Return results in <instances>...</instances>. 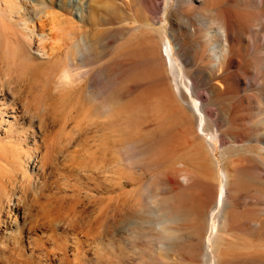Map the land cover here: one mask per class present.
<instances>
[{
    "label": "rangeland",
    "instance_id": "rangeland-1",
    "mask_svg": "<svg viewBox=\"0 0 264 264\" xmlns=\"http://www.w3.org/2000/svg\"><path fill=\"white\" fill-rule=\"evenodd\" d=\"M175 2L0 0V174L9 183L0 187V221L20 197L40 225L25 232L26 246L38 240L24 259L2 251L0 264H264V184L233 183L232 196L250 191L254 200L229 206L227 226L221 218L226 160L236 173L264 139L256 104L264 106V30L249 33L244 53L259 61L252 80L224 96L233 107H209L207 125L187 79L196 116L166 75L161 40L166 33L176 46ZM196 22L205 42L191 51L208 64L207 28ZM225 72L214 77L224 88ZM214 118L230 133L225 154Z\"/></svg>",
    "mask_w": 264,
    "mask_h": 264
},
{
    "label": "bare ground",
    "instance_id": "bare-ground-1",
    "mask_svg": "<svg viewBox=\"0 0 264 264\" xmlns=\"http://www.w3.org/2000/svg\"><path fill=\"white\" fill-rule=\"evenodd\" d=\"M263 5H264V0H176V2L173 3L171 7L170 13H171L172 24H171L170 30L172 32V36L176 43V46L172 44V41L169 39L166 33L163 34V37L161 40L162 45H164L167 49V56L165 58L166 75L168 78H170L173 89L176 91L178 96L186 103L188 107H190V109L192 110L191 113L193 112L194 116H196L197 114L194 109L195 107L192 104V101L190 100L187 92L185 91L182 85L184 78L187 79V84L192 88L194 95L201 101L203 112L206 114V119L208 122L207 125H209V121L212 120L210 117L212 116L211 115L212 112L209 111L208 108L209 107H213V108L223 107L224 108L227 106L233 107L232 103H228V104L225 103L224 96H226L230 90L232 89L234 90L235 88L243 85V83H246L248 85L249 81H251L253 78V73H254L253 67H258L259 61H257L255 58L246 57L247 55L245 56L244 53L245 51H247V48L249 44L251 43L249 33L257 29L264 30ZM199 20L207 28V32H206L207 34L204 33L205 34L204 37L206 41H209V46L212 49V54L210 55L212 56V58L209 57L212 60L209 61L208 63L209 65L205 63L204 60L197 54L196 50H195L196 53L193 52L194 49L193 51H191V49L194 47L196 49H199L202 46V41H204L202 40L200 36L197 35V31L199 30L197 29L196 26L199 23L196 26H195V23H197L196 21L199 22ZM162 26L166 27L164 24ZM207 45H208V42H207ZM208 67H210V69ZM232 67H235V68L232 69ZM221 68H225L228 70V73L225 72L227 73L225 77V81L227 82V84L225 85L227 86L226 88L222 86L223 83L220 84V82H215L214 80L215 79L214 77L218 75L217 71L220 70ZM223 79L222 80L220 79V80L223 81ZM256 104L258 108L264 107L260 103H256ZM217 111L218 110H215V112L213 113L215 114L214 117L217 115L218 113ZM225 118L228 120V122L233 123V121L236 119V116L234 115L232 109L228 110L227 114L225 115ZM214 122L216 123L217 130H221L220 140L222 144H224L223 154H225L228 148L227 143L229 142L230 133L224 129L219 128L218 122L215 118H214ZM217 130H213V133L215 134V136L217 135ZM233 136H237V138L240 137L237 133L233 134ZM256 140L258 142L256 144H258L260 148L259 150L260 156H255V155L250 156L249 154L244 153L245 154L244 159H247L246 160L247 162H242V163L239 162V164L235 165L236 173H231L228 171V168L230 165V159L228 161L226 160L225 171L223 172V179L227 186L226 211H225L224 216L221 215V218L224 219V224L226 226L229 224V216H230L228 212L229 206H231L232 204L235 205L237 203H243L245 201L248 203L252 202L254 200L253 198L255 197L254 194L250 191H245V192L242 191V192L237 193L235 196H232L230 192V188L232 184L238 183L239 185H242L243 187L244 185L249 186L252 182L264 184V139L261 136H258L256 137ZM246 145H248V142ZM235 149H237V147ZM250 149L252 148L251 147L246 148L248 152ZM234 153L237 154L239 153V151L236 150L234 151ZM240 156L242 157V155ZM256 168H258V171L256 170ZM259 168H260V171H259ZM26 172L27 171H25V173ZM31 176H30V179H31ZM24 177L22 178L24 179ZM19 178L16 180H19ZM185 178L188 179V176H185ZM7 180L8 179H6L5 175L3 176L2 174H0V187L2 186L4 187L7 185L9 186V183L7 184ZM24 180L26 181V179ZM25 185L27 186L26 183ZM11 186H13V184ZM28 189H30V187H28ZM6 191L8 190H5L4 192ZM19 196L21 195L19 194ZM19 198H15L12 202L10 201L11 204L8 207L10 209L6 212L7 214H6V217L3 218V222L0 221L1 223H3V224H0L2 225L1 226L2 229L0 230L4 232V240L5 238L7 240V241H4L2 239V241L6 242L5 244H7V246L9 247V248L7 247L6 249H2L3 243L0 242V253L3 251V252H6V255H7V254H10L11 252H16L15 253L16 257H22V259H24L23 258L24 257L23 248L34 247V244L38 240L37 238L33 240V237L30 236L32 242L30 243V245L28 244V246H26V243H27L26 235L27 234L25 232L28 231L29 233H33L34 231H36V229H39L40 225L38 222H35L37 219H34L35 221L32 220L34 217L32 219H29L31 215L29 218L27 217V215L31 213L30 212L27 213L29 209H27L28 210L27 212L24 210L25 208L23 206L22 199L21 198L19 199ZM254 209L256 210V207L253 208V210ZM243 220L245 222H252V223L254 222L256 225H259V226L262 225V222H263V221H260V219L259 220L253 219L252 217L248 215ZM18 223L21 224V228L19 230L20 232L18 233L12 232L15 226L19 225ZM9 230H11V232H9ZM10 233L13 234L11 240H9ZM216 237L217 235H215V239H217ZM39 240L43 241L41 236L39 237ZM23 242L25 243V247L23 245ZM217 242L219 241L216 240V243ZM31 252H34L33 249H31ZM33 254L34 253L29 254L28 257L32 258ZM11 255L13 254H10V256ZM28 257H26L27 258L26 260L29 259ZM24 261L25 260H23V263ZM19 262H20V259H19Z\"/></svg>",
    "mask_w": 264,
    "mask_h": 264
},
{
    "label": "snow or ice",
    "instance_id": "snow-or-ice-1",
    "mask_svg": "<svg viewBox=\"0 0 264 264\" xmlns=\"http://www.w3.org/2000/svg\"><path fill=\"white\" fill-rule=\"evenodd\" d=\"M64 79L67 80V75H65Z\"/></svg>",
    "mask_w": 264,
    "mask_h": 264
}]
</instances>
